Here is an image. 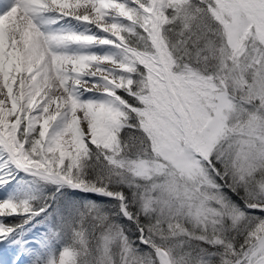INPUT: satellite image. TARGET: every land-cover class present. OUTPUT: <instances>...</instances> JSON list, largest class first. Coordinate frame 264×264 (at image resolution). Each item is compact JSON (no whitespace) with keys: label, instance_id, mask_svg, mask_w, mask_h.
I'll use <instances>...</instances> for the list:
<instances>
[{"label":"snow or ice","instance_id":"snow-or-ice-1","mask_svg":"<svg viewBox=\"0 0 264 264\" xmlns=\"http://www.w3.org/2000/svg\"><path fill=\"white\" fill-rule=\"evenodd\" d=\"M217 3L238 26L264 22V0ZM170 7V0H0V150L6 164L58 191L68 186L107 196L135 223L124 193L92 178L100 155L98 125L115 128L125 111L135 113L163 96L159 89L141 94L140 88L153 79L161 59ZM72 21L84 30H74ZM61 22L60 29L50 27ZM86 93L93 95L85 99ZM244 207L264 221V204ZM31 213L27 200L0 201V217ZM14 231L0 223V241ZM138 231L142 237L143 229ZM68 256L65 249L51 264H65Z\"/></svg>","mask_w":264,"mask_h":264},{"label":"rangeland","instance_id":"rangeland-1","mask_svg":"<svg viewBox=\"0 0 264 264\" xmlns=\"http://www.w3.org/2000/svg\"><path fill=\"white\" fill-rule=\"evenodd\" d=\"M191 1H170L171 7L166 15L171 13L188 17L192 10ZM200 1L207 4L215 18L223 24L229 45L227 54L233 66L230 73L215 76L203 74L191 66L178 69L164 40L161 59L171 80L168 89L174 97L173 101L178 99V88L182 90L183 102L176 110L170 111L173 125L168 127L169 123L159 111L153 113L145 105L135 113L130 112V116L129 111H125L117 126L110 129L106 137L99 135V156L107 160L113 173L120 179L129 178L136 185L141 181L146 183V208L159 210L170 221V228L178 223L205 227L208 223L216 225L226 218L227 208L217 180H223L226 175L220 174L213 163V155H219L216 148L222 139L231 141V169L239 182L252 177L258 167L264 166V22L238 26L231 16L218 10L217 0ZM150 84L151 81L141 86V94L148 93ZM230 88H233L232 93ZM255 104L258 107L252 111ZM174 117H182L183 122L186 121L182 135L176 130ZM132 119L138 120L150 139L152 152L148 158L123 154L120 134ZM21 179L10 189V199L17 203L29 201L33 213L0 217V223L15 228L7 238L8 244L24 245V250L19 254L24 264H51L59 259L65 249L69 252L66 264H87L91 256L87 257L85 235L72 229L73 224L70 225L69 219L80 214L83 207L93 204L85 195L97 194L68 186L58 191L57 185L29 173H25ZM261 191L264 193V185ZM262 204L257 202L250 206L259 207ZM43 205V211L35 210ZM37 211L40 214L34 215ZM71 229L74 235H78L77 241L83 249L77 250L65 241L66 233H71ZM259 239L242 260L247 259L249 264H264V243L259 251ZM101 244L100 264H115L116 256L119 264H144L132 245L126 243L122 232L114 230ZM162 251L175 264L171 251L164 245L155 250L159 262Z\"/></svg>","mask_w":264,"mask_h":264},{"label":"trees","instance_id":"trees-1","mask_svg":"<svg viewBox=\"0 0 264 264\" xmlns=\"http://www.w3.org/2000/svg\"><path fill=\"white\" fill-rule=\"evenodd\" d=\"M191 4L192 10L188 17L168 13L169 21L162 27L161 35L177 68L191 66L206 75H228L233 66L227 54L229 45L223 24L215 18L207 4H201L200 0H192ZM230 92H233V88H230ZM257 104L252 107V111L256 110ZM120 136L125 156L148 158L151 155L150 139L138 120L132 119ZM230 144L231 141L222 139L216 148L219 155H213L216 168L220 174L226 175L223 180L217 178L227 208L226 218L216 225L208 223L205 227H193L190 223H185L184 227L188 230L183 232L175 226L170 228V221L159 210L146 208V183L141 181L136 185L129 178L120 179L113 173L105 158H95L93 163L96 168L92 178L99 179L105 188L123 192L128 198L125 202L128 210L136 222L126 220L119 214L121 204L117 201L100 195H85L93 204L83 207L84 210L69 221L70 225L73 224L72 229L85 235L87 257L91 256L87 259V264H100L101 242L114 230L124 234L126 243L132 245L144 264H161L155 250L163 245L171 251L175 264H238L264 234V221L246 214L247 209L244 207L245 204L264 203V193L261 191L264 185V166L258 167L252 177L239 182L231 169ZM76 196L80 197L78 194ZM43 208L44 205L37 206L35 210ZM139 228L143 229V243L140 241ZM72 229L71 233H66L65 241L81 250L83 248L77 241L78 235H74ZM240 251L244 252V256H238ZM115 264H119L117 256Z\"/></svg>","mask_w":264,"mask_h":264},{"label":"bare ground","instance_id":"bare-ground-1","mask_svg":"<svg viewBox=\"0 0 264 264\" xmlns=\"http://www.w3.org/2000/svg\"><path fill=\"white\" fill-rule=\"evenodd\" d=\"M172 1V0H170ZM233 1V0H232ZM6 2L10 3V0H6ZM66 22H61L60 24L56 25H51L50 27L54 29H60L62 26H64ZM263 24V23H262ZM74 30L76 31H83L84 26L77 24V22L72 21L70 25ZM73 50H76V46H73ZM91 51L95 52H103L107 51L106 48H93ZM161 53H163V50H161ZM173 80V79H172ZM171 80L168 78V74L165 70V65L160 59V61L154 65V75L153 79L151 80L150 88L147 94H151L154 90L159 89L160 91L163 92V96H154L151 99L150 104H148V108L150 110H153V113L156 111H159L164 118L166 119V123H169L167 126L170 127L173 125L172 122H170V114L171 110H176L177 106L182 103L183 101L181 100V95H182V90L181 87L178 88V93H177V100L176 98L174 101L172 100L174 97L172 94H170V91L168 89V84ZM174 81V80H173ZM174 84V83H173ZM179 84V83H177ZM170 86V85H169ZM176 86V85H175ZM93 94L92 93H86L85 94V99L91 97ZM172 95V98H171ZM180 107V106H179ZM175 113V112H174ZM181 113V112H180ZM178 114V113H177ZM185 117V115H184ZM175 119V117H174ZM184 118L182 117L176 118L175 123H176V130L178 134L182 135V129L186 128V125L183 122ZM113 129V128H112ZM111 129V130H112ZM110 129H105L101 126L98 125V131L99 135L102 137H106ZM187 130V129H186ZM186 136V135H185ZM7 157L3 153V150H0V180L7 179L9 183L0 185V201L2 200H9L11 197L10 189L12 186H14V183L22 178V176L25 174L24 171L18 170L15 168V166L9 167L6 164ZM16 174H19L18 176H15ZM29 178V177H27ZM22 180V179H21ZM13 183V184H12ZM24 245L21 246H11L8 244V239H4L0 241V264H21L23 261V258L20 257V253L24 250ZM160 255V260L161 263L163 264H172L166 255L165 252L159 253ZM68 257L65 261V264L67 263ZM24 264V262H23Z\"/></svg>","mask_w":264,"mask_h":264},{"label":"water","instance_id":"water-1","mask_svg":"<svg viewBox=\"0 0 264 264\" xmlns=\"http://www.w3.org/2000/svg\"><path fill=\"white\" fill-rule=\"evenodd\" d=\"M80 191V190H79ZM83 192V191H82ZM93 194V193H91ZM263 243H264V234L260 237L259 241H258V245H259V251L263 248Z\"/></svg>","mask_w":264,"mask_h":264},{"label":"clouds","instance_id":"clouds-1","mask_svg":"<svg viewBox=\"0 0 264 264\" xmlns=\"http://www.w3.org/2000/svg\"><path fill=\"white\" fill-rule=\"evenodd\" d=\"M128 115L130 116L131 113L129 112ZM176 227H177V228H180V230H181L182 232L188 230L187 228H185L183 225H181V224H179V223L176 225Z\"/></svg>","mask_w":264,"mask_h":264}]
</instances>
